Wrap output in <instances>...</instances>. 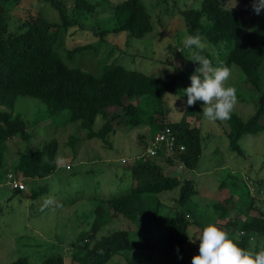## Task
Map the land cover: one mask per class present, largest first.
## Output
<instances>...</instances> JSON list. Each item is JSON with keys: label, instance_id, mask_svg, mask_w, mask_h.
Wrapping results in <instances>:
<instances>
[{"label": "trees", "instance_id": "obj_1", "mask_svg": "<svg viewBox=\"0 0 264 264\" xmlns=\"http://www.w3.org/2000/svg\"><path fill=\"white\" fill-rule=\"evenodd\" d=\"M42 1L57 10L58 20H49L42 15L39 7L33 8ZM66 1L0 0V169L6 141L17 137L26 143L16 164L1 174L6 175L11 171L20 178L21 173L22 179L31 187V197L36 198L48 190L46 184L41 185V182L59 167L56 161L59 142L55 134L69 123L78 124L85 130L87 139L98 138L103 141H107L108 135L123 126L135 128L148 125L149 141L156 131L168 127L177 143L185 146L184 150L171 155L162 147L155 156L144 154L148 159L124 161V168L133 180L129 189L94 197V217L89 230L79 232L68 254L65 253L69 264H117L118 256L124 258V264H151L143 259H130L125 252L152 246L149 228L159 220L162 208L157 195L177 188L173 203L166 207L164 214L166 231L162 242L168 250L181 252L175 258V264H191L193 255L198 251L190 254L184 252L189 225L184 214L193 215L189 203L198 190L186 170L197 166L202 153L201 129L191 123V119L202 117V108L198 103L192 106L185 103L177 112L179 119L171 121L168 118L171 107L166 102V96L175 90L184 70L179 66L178 73L158 77L114 62L103 65L101 72L69 65L59 49L61 32L67 34L68 29L77 24L76 16L84 15V11L94 14L99 4L90 0H70L68 12ZM238 1L244 5V9L228 6L222 0H201L199 7L184 8L182 14L188 35L198 33L202 40L216 47L215 54L204 47L195 48L194 53L208 58L214 67L218 63L229 67L235 64L242 71L245 83L258 94L252 115L243 118L232 112L230 118L225 120L230 149L243 155L238 140L247 133L264 128V89L260 87L264 76V37H255L245 31L248 20L242 14L253 10L252 0ZM15 7L25 8L27 18L22 21L19 31L6 34L5 13ZM111 19L114 20L111 28L93 30V34L100 30L98 44L103 42V36L107 33L119 35L126 32L127 39H141L152 29L153 16L144 0L117 1L113 4ZM81 26L79 24L78 28H83ZM89 47L90 43H84L67 48L65 53L72 56L76 50ZM116 48V45H112L108 54ZM184 49L177 53L181 60L186 61ZM18 96L37 98L44 104L45 109H39L31 124L36 125L45 118L56 123V128L40 143H31L33 130H28V121L14 111ZM148 102L153 105L148 106ZM61 112L66 114L59 120ZM97 118H100L101 123L94 128ZM68 139L71 143L75 140L72 135ZM149 141L144 142L145 148ZM177 166L185 171L182 179L170 172V168ZM231 197L228 196L224 203L232 202ZM253 201L254 198L249 199L245 206L252 214L249 213L240 222L228 216L229 210L223 203L214 202L217 218L208 221L218 224L227 215L229 220L221 222V228L229 235L235 233L241 247L259 250L264 246V211L255 206ZM120 215L137 224L138 229H116L98 236L113 217ZM155 226L159 229L161 224ZM251 236L254 238L252 241L249 239ZM64 257L56 251L39 263L18 257L8 264H65Z\"/></svg>", "mask_w": 264, "mask_h": 264}, {"label": "rangeland", "instance_id": "obj_2", "mask_svg": "<svg viewBox=\"0 0 264 264\" xmlns=\"http://www.w3.org/2000/svg\"><path fill=\"white\" fill-rule=\"evenodd\" d=\"M90 1L99 4L95 13L84 11V15L76 16L77 24L70 27L67 34L61 32L59 49L63 59L71 66L92 72H101L103 65L114 62L158 77L178 73V67L182 66L184 72L175 90L166 96V102L171 107L168 118L171 121L178 120L177 112L187 100L183 89L190 84V75L199 67L198 62L191 60L195 47L184 49L186 61L178 57L177 52L184 47L183 39L188 35L182 10L199 7L201 0H144L153 20L152 29L143 38L127 39L126 32L119 35L107 33L99 44L100 30H96L95 34L93 30H107L106 28L113 26L112 7L119 0ZM222 1L228 6L234 3V0ZM69 2L70 0L66 1V7ZM236 6L244 9L240 1ZM38 7L47 19H59L57 10L48 2L36 3L33 8ZM66 11L69 12L68 7ZM5 14L6 34L19 31L22 21L27 18V10L23 7L9 9ZM242 16L248 20L246 32L255 37H264V9L259 14L253 10L245 11ZM79 24L83 28H78ZM72 30L74 31L70 32ZM202 42L204 48L215 54L216 47L207 41ZM84 43H90L91 47L76 50L72 56L66 55L67 48ZM112 45L117 48L108 54ZM218 66H221L220 63ZM230 68L231 76L226 84L235 87L237 96L232 112L246 118L255 111L258 94L245 83V77L238 66L232 64ZM260 87L264 89V76ZM196 103L202 109L205 107L203 101ZM152 105L148 102V106ZM42 108L45 109L44 104L37 98L18 96L15 101L14 111L28 121V130H33V144L40 143L56 128V123L49 118L40 119L36 125L31 124ZM65 114L66 112H61L59 120H62ZM191 121L192 125H198L201 129L202 153L197 166L186 170L187 176L191 174L190 178L198 190L192 202L190 201L191 204L188 202L193 215L184 214L189 221L188 241L184 249L186 254L199 251L198 237L203 226L210 222L208 220L217 218L214 202L223 203L229 210L228 216L235 218L237 222L250 213L245 206L251 198H254V205L264 211V128L255 133H247L238 140L243 151V155H240L229 147L225 120L210 121L204 117L202 111L201 118ZM100 123V118H97L94 128L99 127ZM149 131L148 125L135 128L123 126L114 134L108 135L107 141H103L98 138L87 139L86 131L78 127V124L69 123L58 129L55 136L59 142L56 154L59 167L41 182V185L46 184L48 190L36 198L31 197V187L22 179L21 173L19 174L26 185L25 190L10 188L6 184L7 176L1 174L16 164L19 154L26 147V143L17 137L8 139L0 169V264H8L18 257H26L31 263H39L56 251L61 252L65 256V264H69L66 253L68 254L70 246L75 242L77 234L89 230L93 220L94 197L128 190L133 180L124 168V161L148 159L144 155V142L149 140ZM69 135L74 137L73 143L68 139ZM170 172L181 179L185 174L179 166L170 168ZM176 194L177 188L157 195L162 208L159 220L149 228L152 246L125 252L130 259H143L151 264H175V258L177 259L181 252L168 250L162 239L166 231V207L172 205V198ZM230 195L232 202L224 203ZM110 212L113 214L111 210ZM228 216L217 225L221 227V222L229 220ZM158 223L161 224L159 229L155 226ZM116 229L134 231L138 226L124 216H116L98 236ZM124 262V258L117 257V264Z\"/></svg>", "mask_w": 264, "mask_h": 264}, {"label": "clouds", "instance_id": "obj_3", "mask_svg": "<svg viewBox=\"0 0 264 264\" xmlns=\"http://www.w3.org/2000/svg\"><path fill=\"white\" fill-rule=\"evenodd\" d=\"M237 2L238 0H234L232 7ZM252 8L259 14L264 9V0H252ZM183 46L186 49H203L204 44L197 33L187 35L183 39ZM191 60L198 62L199 67L190 75V84L183 89L187 96V106L203 101V115L208 120L229 119L237 101L235 87L226 84L231 76V68L226 65L214 67L208 58L198 52L193 53ZM144 153L151 157L146 153V148ZM198 238L199 251L193 255L191 264H264V246L259 250L241 247L235 233L229 235L215 222L206 224ZM249 239L252 241L254 238L251 236Z\"/></svg>", "mask_w": 264, "mask_h": 264}, {"label": "built area", "instance_id": "obj_4", "mask_svg": "<svg viewBox=\"0 0 264 264\" xmlns=\"http://www.w3.org/2000/svg\"><path fill=\"white\" fill-rule=\"evenodd\" d=\"M166 150V152L171 153L174 155V152H180L184 150L183 144H177L176 138L171 130L167 128H163L161 130L156 131L154 137L149 141L146 146V153L149 155H155L158 149ZM7 181L6 184L10 188H16L24 190L26 185L22 182L21 177H16L15 174L11 171L6 173Z\"/></svg>", "mask_w": 264, "mask_h": 264}]
</instances>
